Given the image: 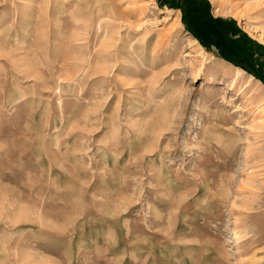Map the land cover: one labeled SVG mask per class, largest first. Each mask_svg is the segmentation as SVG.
<instances>
[{
	"label": "rangeland",
	"instance_id": "374dc122",
	"mask_svg": "<svg viewBox=\"0 0 264 264\" xmlns=\"http://www.w3.org/2000/svg\"><path fill=\"white\" fill-rule=\"evenodd\" d=\"M0 264H264V0H0Z\"/></svg>",
	"mask_w": 264,
	"mask_h": 264
},
{
	"label": "trees",
	"instance_id": "16d2710c",
	"mask_svg": "<svg viewBox=\"0 0 264 264\" xmlns=\"http://www.w3.org/2000/svg\"><path fill=\"white\" fill-rule=\"evenodd\" d=\"M168 5H170L171 8L176 7V3H174V2H172V3L168 4Z\"/></svg>",
	"mask_w": 264,
	"mask_h": 264
},
{
	"label": "bare ground",
	"instance_id": "6f19581e",
	"mask_svg": "<svg viewBox=\"0 0 264 264\" xmlns=\"http://www.w3.org/2000/svg\"><path fill=\"white\" fill-rule=\"evenodd\" d=\"M237 71H238V72H237L238 74H239V73H242V72H241V71H239V70H237Z\"/></svg>",
	"mask_w": 264,
	"mask_h": 264
}]
</instances>
